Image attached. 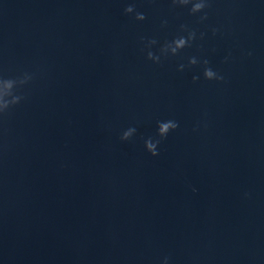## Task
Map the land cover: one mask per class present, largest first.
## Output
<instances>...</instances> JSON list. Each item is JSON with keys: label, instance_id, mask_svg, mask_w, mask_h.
<instances>
[{"label": "water", "instance_id": "water-1", "mask_svg": "<svg viewBox=\"0 0 264 264\" xmlns=\"http://www.w3.org/2000/svg\"><path fill=\"white\" fill-rule=\"evenodd\" d=\"M189 8L0 0V264H264V0Z\"/></svg>", "mask_w": 264, "mask_h": 264}, {"label": "clouds", "instance_id": "clouds-1", "mask_svg": "<svg viewBox=\"0 0 264 264\" xmlns=\"http://www.w3.org/2000/svg\"><path fill=\"white\" fill-rule=\"evenodd\" d=\"M212 0H172V4L174 6H181V7H187L190 5L189 12L190 14H196V13H202L200 16V20H206L208 17V13L204 11L207 8L211 7ZM124 12L126 14L135 13V19L136 20H144L146 17L144 13L135 11V5L129 4L125 7ZM166 23V21L164 22ZM181 29L183 31H187V36L184 35H178L174 37L171 41H166L160 48V52L164 55H167L168 53H171L172 55H175L178 53L180 49H183L186 46H190L191 42L196 39V31L194 29H188L186 25H181ZM218 31L217 28H212L213 35L216 34ZM204 33H200V37L203 38ZM142 41L145 40L144 37L140 38ZM157 41L155 39H149L147 40V43L145 44V47L149 50L147 51V58L152 60L153 62H159L160 61V55L155 54L153 51H151V46L155 45ZM227 59V58H225ZM198 63V60L196 57H190L189 58V64L190 65H196ZM205 67L203 71V75L205 79L208 80H223L224 77L220 75L217 71L213 70L211 67H208L209 61L207 59L203 60L202 62ZM180 69L182 70L185 66L181 64ZM199 79L198 76H193V80ZM8 82L11 84L14 82V79L7 78ZM26 81H21L22 84H24ZM21 96L15 95L13 97V100L11 102L12 105L17 104L21 100ZM9 103L5 102L2 107H0V113L5 112L7 109H9ZM178 122L174 120H164V121H157V135L160 139L153 140L151 137L145 140V148L148 152H150L153 156L158 155V145L161 142L162 139L166 138L168 133L171 130H174L178 127ZM136 129L134 127H129L126 131L123 132L121 139L122 140H128L132 137V135L135 133ZM195 191V189H193Z\"/></svg>", "mask_w": 264, "mask_h": 264}]
</instances>
